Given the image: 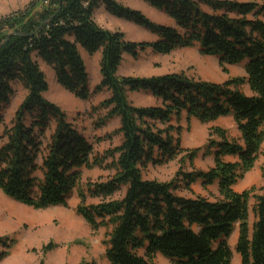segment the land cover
I'll use <instances>...</instances> for the list:
<instances>
[{"label":"trees","instance_id":"16d2710c","mask_svg":"<svg viewBox=\"0 0 264 264\" xmlns=\"http://www.w3.org/2000/svg\"><path fill=\"white\" fill-rule=\"evenodd\" d=\"M45 1L31 0L23 9L0 16L1 192L35 209L66 206L81 170L99 167L108 176L77 190L75 211L91 229L104 228L109 264H157V253L172 264H232L226 240L236 224L239 264H264V187L254 195L253 187L233 189L253 167L264 141V3L143 0L172 20L164 25L116 0ZM100 5L145 28L156 40L131 41L121 31L100 27L93 16ZM195 45L202 55L216 57L221 67L243 63L245 75L215 83L184 73L118 74L125 54L136 58L147 48L168 54ZM82 51L100 54V80L91 90ZM39 62L80 100L108 92L92 109H105L103 120L118 118L117 145L93 154L92 144L66 113L45 99L48 83ZM14 83L26 93L7 125L3 109ZM135 91L150 94L157 104L134 106L127 93ZM183 114L202 122L230 115L240 137L230 138L222 127L211 126L203 151L212 155L208 170H179L168 182L144 178L148 163L161 164L182 152L190 162L196 156L198 149L180 147L181 128L171 124ZM227 155L237 160H226ZM178 176L187 190L196 181L216 183L219 196L178 195ZM87 196L96 202L86 203ZM13 245L14 239L0 237V261Z\"/></svg>","mask_w":264,"mask_h":264},{"label":"rangeland","instance_id":"374dc122","mask_svg":"<svg viewBox=\"0 0 264 264\" xmlns=\"http://www.w3.org/2000/svg\"><path fill=\"white\" fill-rule=\"evenodd\" d=\"M30 1L0 0V16L23 9ZM116 1L123 6L139 10L153 23L172 25V20L166 14L149 6L143 0ZM237 1L264 3V0ZM93 16L100 27L110 31H121L127 40L147 42L156 40V36L145 28L113 16L102 5L95 9ZM82 57L89 74L91 90L100 80V54L97 52L88 55L82 51ZM39 64L48 83V90L44 93L45 99L56 104L66 113L67 120L92 144L93 154L102 155L106 149L117 145L120 142V134H115L118 118L103 120L105 109H92L98 107L101 100L108 96V92L102 91L91 95L86 101L80 100L57 83L51 68L43 62ZM167 73H184L188 77L215 83L245 75L243 63L221 67L216 57L202 55L197 45L177 48L168 54L155 53L150 48L138 53L136 58L125 54L118 68V74L124 76L150 77ZM13 88L14 93L10 102L3 109V117L7 125L10 124L17 106L26 93L19 83H14ZM242 89L248 92L247 86L244 85ZM127 98L134 106L147 107L157 104L150 94L142 91L128 92ZM171 124L181 128L180 147L187 150L198 149L196 156L190 162L185 158L186 152H182L177 158L161 164L148 163L142 170L144 178L168 182L176 177L179 170H208L213 165L212 155H207L203 151L206 149L211 126L222 127L230 138L238 139V130L230 115L218 117L214 121L202 122L195 118H186L183 114L180 119L173 118ZM108 174V170L99 167L82 169L77 189L73 191L66 206L35 209L10 199L0 190V237L14 239V245L8 256L1 260L0 264H79L81 262L108 264L104 254V228L91 229L75 211L80 201L77 190L84 189L87 182L104 180ZM175 182L177 184L175 193H184L189 197L208 196L212 199L219 196L216 183L202 185L200 181H196L191 184V189L187 190L180 176ZM252 187V195L259 193L264 187V141L253 167L233 185L235 191ZM96 200L86 197V203ZM252 202L253 200L250 199L251 204ZM251 213L249 226L252 225ZM236 239L237 224L226 240L231 250L232 264L240 262L239 254L235 251ZM153 260L157 264H172L159 253L154 255Z\"/></svg>","mask_w":264,"mask_h":264},{"label":"crops","instance_id":"0c3cea01","mask_svg":"<svg viewBox=\"0 0 264 264\" xmlns=\"http://www.w3.org/2000/svg\"><path fill=\"white\" fill-rule=\"evenodd\" d=\"M247 90H248V87H247ZM222 117V116H221ZM232 117V116H231ZM240 137V133H239V131H238V138ZM226 160H229V161H235V160H237V158L235 157V156H225L224 157ZM176 194H178V195H182V196H188V195H186V194H184V193H176ZM189 197V196H188ZM205 197H207L208 199H210V200H213L212 198H209L208 196H205ZM251 215H252V213H251ZM252 222H253V220H254V217H253V215H252ZM109 264V263H108Z\"/></svg>","mask_w":264,"mask_h":264}]
</instances>
